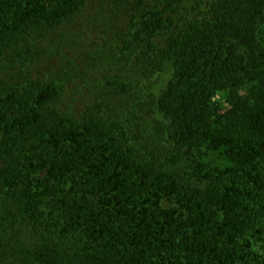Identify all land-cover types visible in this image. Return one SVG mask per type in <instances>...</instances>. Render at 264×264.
I'll return each instance as SVG.
<instances>
[{
  "label": "trees",
  "instance_id": "1",
  "mask_svg": "<svg viewBox=\"0 0 264 264\" xmlns=\"http://www.w3.org/2000/svg\"><path fill=\"white\" fill-rule=\"evenodd\" d=\"M0 264H264V0H0Z\"/></svg>",
  "mask_w": 264,
  "mask_h": 264
},
{
  "label": "rangeland",
  "instance_id": "2",
  "mask_svg": "<svg viewBox=\"0 0 264 264\" xmlns=\"http://www.w3.org/2000/svg\"><path fill=\"white\" fill-rule=\"evenodd\" d=\"M102 36H99V38ZM94 43L100 44L101 42L96 40V42H91L87 44L89 53L91 57L87 60L91 62L99 70L102 65L101 62L97 60L98 57L104 58V53H101L98 50L97 46H94ZM82 48V46H80ZM74 60V58H73ZM93 60V62L91 61ZM106 61V60H105ZM103 61V62H105ZM144 83L147 86L144 87ZM161 87V82H158L156 77H153L149 82H144L140 85L139 88L132 89L130 94L122 99V120L126 126H129L130 132L137 138L141 143H143L148 151H159V141L157 137H154L152 129L149 125L151 118L154 117L152 112L154 109V100L156 94L158 93Z\"/></svg>",
  "mask_w": 264,
  "mask_h": 264
}]
</instances>
